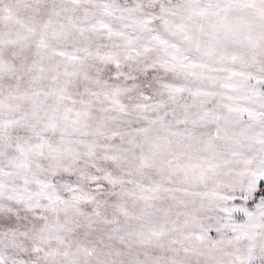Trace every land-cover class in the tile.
I'll use <instances>...</instances> for the list:
<instances>
[{
  "label": "snow or ice",
  "instance_id": "snow-or-ice-1",
  "mask_svg": "<svg viewBox=\"0 0 264 264\" xmlns=\"http://www.w3.org/2000/svg\"><path fill=\"white\" fill-rule=\"evenodd\" d=\"M0 264H264V0H0Z\"/></svg>",
  "mask_w": 264,
  "mask_h": 264
}]
</instances>
